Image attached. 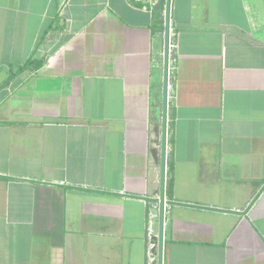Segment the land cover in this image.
<instances>
[{"label":"crops","instance_id":"1","mask_svg":"<svg viewBox=\"0 0 264 264\" xmlns=\"http://www.w3.org/2000/svg\"><path fill=\"white\" fill-rule=\"evenodd\" d=\"M167 2L0 0V264H160ZM170 12L163 264H264V0Z\"/></svg>","mask_w":264,"mask_h":264},{"label":"water","instance_id":"2","mask_svg":"<svg viewBox=\"0 0 264 264\" xmlns=\"http://www.w3.org/2000/svg\"><path fill=\"white\" fill-rule=\"evenodd\" d=\"M171 0L167 2L166 9V49H165V80H164V103L162 114V148H161V163H162V182L160 195V246L159 258L160 264H163V240H164V226H165V211H166V169L168 156V108H169V60H170V27H171Z\"/></svg>","mask_w":264,"mask_h":264},{"label":"trees","instance_id":"3","mask_svg":"<svg viewBox=\"0 0 264 264\" xmlns=\"http://www.w3.org/2000/svg\"><path fill=\"white\" fill-rule=\"evenodd\" d=\"M35 65L38 67V66H40V65H41V63H37V64H35Z\"/></svg>","mask_w":264,"mask_h":264}]
</instances>
